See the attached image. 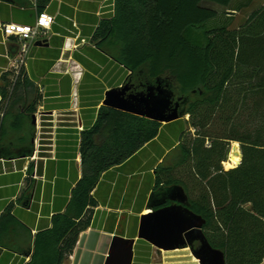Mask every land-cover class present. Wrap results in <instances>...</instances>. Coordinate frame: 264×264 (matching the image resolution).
<instances>
[{
    "label": "trees",
    "instance_id": "obj_1",
    "mask_svg": "<svg viewBox=\"0 0 264 264\" xmlns=\"http://www.w3.org/2000/svg\"><path fill=\"white\" fill-rule=\"evenodd\" d=\"M7 1L28 8L17 18L26 23L51 2L37 0L35 10L28 0ZM233 1L115 0L113 16L100 22L93 40L127 69L133 92L164 81L169 108L178 103L183 113L171 124L179 142L156 168L154 196L182 190L226 264H264V2L236 28L209 27L218 15L212 4L228 7ZM12 76L5 72L0 85L8 102L5 112L0 106V153L31 154L34 126L25 112L34 110L42 94L26 70L16 80ZM162 125L101 105L95 123L81 134L83 175L66 209L36 234L26 264L64 263L90 225L97 204L93 190L103 172L155 139ZM233 142L240 143L243 157L225 169Z\"/></svg>",
    "mask_w": 264,
    "mask_h": 264
},
{
    "label": "crops",
    "instance_id": "obj_2",
    "mask_svg": "<svg viewBox=\"0 0 264 264\" xmlns=\"http://www.w3.org/2000/svg\"><path fill=\"white\" fill-rule=\"evenodd\" d=\"M114 6L115 0H51L46 7L55 21L42 44L38 41L32 47L26 70L41 88L48 115L73 111L71 115H76L77 120L61 119L60 125L52 133L49 131L52 148H43L35 175L33 161L22 157L21 151L14 156L0 153V264L30 261L36 234L52 225L55 213L66 209L83 175L82 131L95 123L105 92L127 79V69L95 43L67 46L79 36L92 38L100 22L113 16ZM26 10L17 3L0 0V23L22 22L17 18ZM83 28H91V34L84 33ZM6 51L0 29V85L9 65ZM78 91L79 107L73 99ZM1 98L0 91V106ZM172 123H163L155 139L103 172L93 190L97 204L91 207L90 225L81 232L65 263L105 264L112 238L120 235L135 239L132 264H199L188 246L163 250L138 237L143 214L159 202L177 203L171 199L174 194L154 196L156 168L179 142Z\"/></svg>",
    "mask_w": 264,
    "mask_h": 264
},
{
    "label": "water",
    "instance_id": "obj_3",
    "mask_svg": "<svg viewBox=\"0 0 264 264\" xmlns=\"http://www.w3.org/2000/svg\"><path fill=\"white\" fill-rule=\"evenodd\" d=\"M163 82L159 80L157 85L150 87L147 92H131V86L128 83L113 87L105 92L102 105L162 123L175 122L183 113L179 111L178 103L174 109L169 108L171 91L163 87ZM167 85L170 86V84ZM32 118L35 123V115ZM32 155L33 153L23 154L22 157ZM240 156L242 160L241 149ZM241 160L237 165L241 163ZM171 199L177 203L164 205L165 201L159 202L156 204L160 206L159 208H152L149 213L141 216L138 237L163 250H175L188 246L199 264H226L224 252L214 248L203 232L204 219L187 207L185 193L177 190ZM196 241H199L197 247H195ZM134 242L133 238L114 236L105 264H132Z\"/></svg>",
    "mask_w": 264,
    "mask_h": 264
},
{
    "label": "rangeland",
    "instance_id": "obj_4",
    "mask_svg": "<svg viewBox=\"0 0 264 264\" xmlns=\"http://www.w3.org/2000/svg\"><path fill=\"white\" fill-rule=\"evenodd\" d=\"M263 2H264V0H234L228 7H222V6L215 5V4L211 3L212 5L217 7L218 15L215 18L209 20L207 25L209 27H211V26H218V25H225L226 24L230 28H236V27H238L240 24H242L246 20V18L250 15V13L254 9H256L260 5H262ZM75 42L80 44V45H82L83 44L82 37L79 36L78 40L72 42L70 45L68 43V45H67L68 48H72L73 44ZM91 42H92V44L95 43L93 38L91 39ZM125 83H126V80H125L124 84ZM37 87L39 89V92L42 94L41 88L39 87L38 84H37ZM80 96H81V94H80L79 91L75 92V95H74L73 99L76 102L77 107H79V103H80V100H81ZM42 97H43V94L40 97V101L37 102V104H35L34 110L25 112V114L30 116L31 122H32V124L34 126L33 142L35 143V140L38 139V137H40L41 138V140H40L41 144L42 143L43 144H47V145L42 146L40 150H43V148H52L50 146V144L53 143V140L49 138L50 136H52V135H50L49 131H51V133H52L55 130V128L58 125H60L61 119H65L66 121L69 120L70 118L77 120V116L76 115L75 116L71 115V114L75 113L73 111H72V113L71 112L70 113L69 112L63 113L62 115L60 113H55V112L51 113L52 114L51 116L48 115L47 109L45 108V105L43 104V100H42L43 98ZM7 108H8V102H3V105H2L3 111L5 112ZM78 110L79 109H77V111ZM76 114H79V112L76 113ZM33 115H35V118H36V122L35 123H33V118H32ZM188 119H189V116L187 115L186 116V120H188ZM50 126L52 128H50ZM26 133H28V129L26 130ZM233 144H238L239 145V150H240V143L239 142H233L231 144L228 158L223 163V166H224L225 169H229V167H231V166H228V163L230 161V155H231ZM233 165H235V164H233ZM157 258H159L158 260H160V257H157ZM63 264H67V263H65V261H64Z\"/></svg>",
    "mask_w": 264,
    "mask_h": 264
},
{
    "label": "built area",
    "instance_id": "obj_5",
    "mask_svg": "<svg viewBox=\"0 0 264 264\" xmlns=\"http://www.w3.org/2000/svg\"><path fill=\"white\" fill-rule=\"evenodd\" d=\"M32 3L33 9H37V0H28ZM55 16L46 10L37 12L36 20L33 24L22 23L14 20L3 21L0 29L4 34V41L7 45L6 57L9 60L7 71H12V79L16 80L18 75L26 70L27 60L30 56L32 47L36 42H43L52 30ZM93 38V36H92ZM82 38L83 43H92L91 39ZM78 39L76 38L75 41ZM80 44L74 43L72 48L79 47ZM27 71V70H26ZM2 99V98H1ZM41 138L35 140L33 155L30 157L34 162V175L37 172L38 160L44 150H40L45 144H41ZM40 153V154H39Z\"/></svg>",
    "mask_w": 264,
    "mask_h": 264
},
{
    "label": "bare ground",
    "instance_id": "obj_6",
    "mask_svg": "<svg viewBox=\"0 0 264 264\" xmlns=\"http://www.w3.org/2000/svg\"><path fill=\"white\" fill-rule=\"evenodd\" d=\"M240 160H241V156H240L239 145L234 144L232 146V151H231L230 161L228 163V166H232L233 164H237V163H239Z\"/></svg>",
    "mask_w": 264,
    "mask_h": 264
},
{
    "label": "flooded vegetation",
    "instance_id": "obj_7",
    "mask_svg": "<svg viewBox=\"0 0 264 264\" xmlns=\"http://www.w3.org/2000/svg\"><path fill=\"white\" fill-rule=\"evenodd\" d=\"M131 92H133L132 90H131ZM199 245V241H196L195 242V247H197Z\"/></svg>",
    "mask_w": 264,
    "mask_h": 264
}]
</instances>
